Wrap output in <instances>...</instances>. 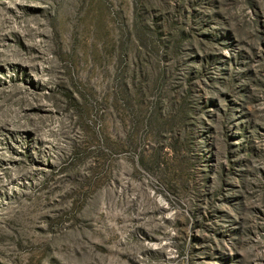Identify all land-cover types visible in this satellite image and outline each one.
I'll use <instances>...</instances> for the list:
<instances>
[{"label":"rangeland","instance_id":"1","mask_svg":"<svg viewBox=\"0 0 264 264\" xmlns=\"http://www.w3.org/2000/svg\"><path fill=\"white\" fill-rule=\"evenodd\" d=\"M0 264H264V0H0Z\"/></svg>","mask_w":264,"mask_h":264}]
</instances>
